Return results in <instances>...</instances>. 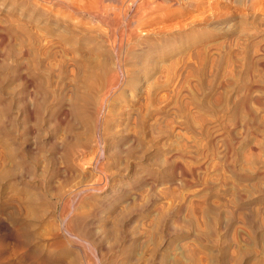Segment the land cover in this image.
Returning a JSON list of instances; mask_svg holds the SVG:
<instances>
[{"label":"rangeland","instance_id":"374dc122","mask_svg":"<svg viewBox=\"0 0 264 264\" xmlns=\"http://www.w3.org/2000/svg\"><path fill=\"white\" fill-rule=\"evenodd\" d=\"M149 1L151 3L148 0H102L108 10L110 6L112 11L114 8L117 11L121 5L130 9H124V16L119 14L120 18L118 14L111 16L110 11L109 20L106 18L103 24L91 22L97 31H104L105 26L108 34L113 31L115 35L117 31L120 35L136 7L151 11L147 14L151 21L139 30L133 47L127 49L123 43L119 55L127 53L129 63L139 69L132 76V82H136L140 91L149 87L147 92L152 100L142 102L141 113L144 118L154 114L155 119L152 129L141 126L139 129L137 106L131 107L123 101L129 86L124 85L120 91L117 90L121 87L109 89L106 96L112 107L108 109H115L110 112L114 114L126 107L130 116L124 120L113 118L108 126L114 131H119L120 127V135L132 136L130 138L140 131V142L129 150L122 145L119 157L110 152L108 170L103 172L91 161L82 166L84 175L77 177L74 171L65 170L63 162L60 164L59 155L64 146L62 142L76 138L77 131L86 127L89 131L84 129L82 135L93 133L91 136H95L93 124L99 123L100 118L97 121L92 110L91 121L82 114V102L73 101L80 92L86 94L82 79L76 77L81 72L90 74L87 73L91 71L90 64L97 59L110 61L113 66L106 64L115 67L111 41L105 39L99 50L100 42L97 44L95 40L97 50L91 51L93 61L89 53L90 59L86 58L83 49L75 55L79 64H87L84 72L68 65L70 70L67 68L66 73L61 74L57 55L47 59L34 54L15 57L10 51L9 36H0V108H3L0 109V249L5 243L11 248L9 257L13 263L99 264L98 255L104 253L103 259H99L108 262L112 256L111 264H145L144 250L155 244L152 247L156 246L157 256L161 257L166 237L169 264H264V0ZM19 2L24 4L20 0H0V16H9L13 9H24ZM111 17L119 20L114 19L117 24L111 22L117 26L110 23ZM82 20L84 23L87 19ZM121 20H125L124 23ZM79 53L84 55L78 56ZM12 59L18 60L20 72L17 73L21 76L12 72L15 64ZM36 59H44L43 63L47 64H43L42 69L44 66L47 71L40 70ZM31 63H35L36 68ZM73 69L78 70L76 79L72 76L76 74ZM43 76L49 83H44ZM167 77L169 94L162 103L153 102L154 94L166 86ZM45 95L52 96L51 100ZM126 99L135 101L134 96ZM68 104L75 105L76 109ZM75 113L78 116H74ZM117 122L120 126H116ZM85 124L93 126L94 130ZM61 138L65 140L61 142ZM53 144L60 153L55 152ZM53 152L55 157L58 154L55 166L49 158ZM199 206L205 208L204 212ZM76 212L86 221L82 231L90 246L64 232L67 227V231L77 233L74 228L69 229L68 223L71 214ZM64 217L67 222L62 220ZM108 224L117 232L127 228L138 233L139 243L136 241L130 249L120 247L122 243L106 232ZM140 246L144 250L139 249ZM108 247L117 252H111ZM121 248L126 250L122 256ZM155 264L163 263L157 260Z\"/></svg>","mask_w":264,"mask_h":264},{"label":"bare ground","instance_id":"6f19581e","mask_svg":"<svg viewBox=\"0 0 264 264\" xmlns=\"http://www.w3.org/2000/svg\"><path fill=\"white\" fill-rule=\"evenodd\" d=\"M21 2H24V4L20 3L24 9H13L10 13L9 16H4V15H1L3 17L0 16V36H3L5 34H7L9 36V38L12 41L11 44H12V47H11V50H10V47H9V50L11 51V53H13V55L16 57L18 55H27L29 56L30 54H34L36 57L38 56V58L41 59L42 56H45L44 59L46 58H50L51 56H55L57 55L59 61V72L58 73H61V74H65L66 72V69L68 67V65H72L71 68H78L79 72L86 70L84 69V67L86 68L87 64H82L81 63L79 64L77 61H76V58H75V55L80 52L82 49L84 51H86L85 55L87 59H90L89 55L93 52H91L92 50H97V49H94L95 45H94V42L96 40L95 43H99L100 44V47H97L98 49L99 48H102L101 46H103V42H105L106 40H109L111 41V43L109 44V46H111V49L110 50H113L114 52V58L112 59V61L115 60V67L114 68H111L109 65H111L110 61L108 63L109 65H107L104 61V59H97V61H94L92 64H90L91 68H90V72L87 71V73H90V74H86V73H82L79 75L77 74V71H76V74L72 75L74 76V79H78V78H81L82 79V83H84V86H85V90L86 93L85 95H82L81 92L80 94L76 95L75 96V99L73 100L74 102L78 103L79 101V104H81L82 102V107L80 108L81 111L83 112L82 114H84V116H87L92 120L91 118V111H95V118H97L96 120L98 121V118H100L99 120V123H96V124H93L95 126V130L93 128V126H90L88 125L89 127H92L93 130L95 131V136H91L89 133L90 136H88L87 134L86 135H82V131L86 128H83L81 131H79L81 134H79V132L77 131V137L76 138H71L70 139L72 140H67L65 142H62V140L64 138H61V142L63 143L64 146H62V152L59 156H61V163L60 164H63L65 165V167L67 169H65L66 171L67 170H70V171H74L76 173V176L78 175L79 177L81 175H84V170H83V165L85 164H88L89 162L91 163H94L95 165L97 164V167L99 168L98 170H100V172H103V171H106L108 170V165L110 163V152L111 154L114 152L115 155H117L118 157L122 154H120V150L122 149V145L123 147H127V149H131V147H134L135 144L139 143L140 141V131L136 132L133 136V138H130L132 136H125V135H120V127L119 128V131L116 130L114 131L112 127H109V121H112L113 122V118H120L123 120L126 118H128V116H130L129 112L127 113V110H126V107L121 109V110H118L116 113V117H114L115 115L110 112V110H115V109H108L109 106H111L112 104L110 103L109 100H107V96L106 94L109 92V89L111 88H118V87H121L119 88L117 91H120L122 90V87L124 85H126L127 89H128V94H124L126 97H124L123 95V101L129 105V106H134L135 108V105L137 106V109H136V114H137V122H138V127L140 129V126L141 128H147V129H152V125H153V120L155 119V115L154 114H151V115H145V118H144V115L141 113V111L143 112V104L142 102H148L147 99H149L150 97V93L147 92L148 88H146L147 90L146 91H140L138 89V87L136 86V82H132V76L134 77V75H136L138 72H139V69L137 68H134L130 63H129V58H127V53L124 55L123 53V56L121 57L119 55V52H120V48L122 46L123 43H125V45H127V49H128V46H129V49H131L133 46H132V43L134 40H136V38H138V36L140 35L139 34V30H141L142 28H144L145 26H147L149 24V21H151V19H148V13L151 12V11H144L143 9H141V7L143 6H140V9L138 7H136L137 9H134L133 10V15H131L132 17L130 19H128V22L126 23L125 27V31H123V29H121V32L120 35H119V32L117 33L116 31V34H118V36L120 37H117L116 38V34L114 35V32L112 31L111 35L108 34V29L105 30V26H104V31L102 30H95L92 26H93V22L92 21H97V22H101V24H103L102 22H105L106 21V18H107V21L109 20L107 17V13L109 14L110 11H112V8L109 6V10L106 8L107 5H102V0H20ZM121 1V0H120ZM152 1V0H151ZM111 2V1H110ZM150 1L148 0V3ZM115 3V2H114ZM151 3V2H150ZM118 4V3H117ZM123 4V3H122ZM155 6V5H154ZM151 7V5L149 6ZM111 9V10H110ZM115 9V8H114ZM113 9V11H114ZM125 8L123 7V5L119 6L118 7V13H116L117 11H112L113 14H111V16L113 15H117V18L120 16L119 14H122L124 16V13H125V10L127 11L128 9H130V7H126V9L124 10ZM147 9V8H146ZM145 9V10H146ZM108 10V11H107ZM116 10V9H115ZM129 11V10H128ZM153 12V11H152ZM111 13V12H110ZM132 14V12H131ZM110 15V14H109ZM127 15V14H126ZM130 16V15H128ZM121 17V16H120ZM119 17V18H120ZM126 17V16H125ZM80 19H87L84 23L83 20L80 21ZM110 19H115L114 17H111ZM122 19V18H121ZM125 19V18H124ZM111 20V22H117L115 20H118V19H115L114 21ZM119 21V20H118ZM122 21V20H121ZM125 21V20H123ZM122 21V22H123ZM92 22V23H91ZM96 22V23H97ZM85 23H90L92 25H85ZM108 24V22H106ZM111 23L113 24V26L117 23ZM121 23V22H120ZM119 23V24H120ZM124 23V22H123ZM105 25V24H104ZM109 25V24H108ZM107 26V25H106ZM117 26V25H115ZM114 26V27H115ZM121 26V25H120ZM112 26H109V28L111 29ZM124 27V28H125ZM112 30V29H111ZM118 30V29H117ZM143 30V29H142ZM147 30V29H146ZM110 31V30H109ZM119 31V30H118ZM125 32V33H124ZM124 33V35H123ZM6 35V37H7ZM111 36V37H110ZM110 37V38H109ZM3 38V37H1ZM7 39V38H6ZM106 39V40H105ZM134 39V40H133ZM93 43V44H92ZM107 44V45H108ZM9 46L10 43H8ZM124 45V46H125ZM105 46V45H104ZM109 48V47H108ZM105 49H106V46H105ZM104 49V50H105ZM100 50V49H99ZM104 50H101V51H104ZM108 50V49H107ZM123 50V49H122ZM125 52H126V49H124ZM95 52V51H94ZM97 52V51H96ZM95 52V53H96ZM105 52V51H104ZM112 51H110L111 53ZM113 52L111 54H113ZM122 52V51H121ZM10 53V54H11ZM82 53V52H81ZM89 53V55L87 54ZM94 53V54H95ZM109 53V52H107ZM33 55V57H34ZM82 54L79 53L78 56H80ZM84 55V54H83ZM82 55V56H83ZM98 55V54H97ZM100 55V54H99ZM109 55V54H108ZM107 55V56H108ZM81 56V57H82ZM91 58H92V61L94 60L93 58V55L91 54ZM13 58V56H11ZM25 57V56H24ZM35 57V58H36ZM79 57V58H81ZM95 58H97V56H94ZM109 57V56H108ZM124 57V58H123ZM20 58V56H19ZM31 59H33L32 57H30ZM28 58V59H30ZM34 58V59H35ZM53 58V57H52ZM85 58V57H83ZM85 58V59H86ZM99 58V57H98ZM102 58V57H101ZM21 59V58H20ZM30 59V61H31ZM44 59L41 60V61H38L37 64H39V66L41 65V69L40 70H43L45 67L43 66V69H42V65L43 64H47V63H43L44 62ZM13 60V59H12ZM27 61V58L23 60V62H26ZM77 60H79L77 58ZM102 60V61H100ZM14 61V71L12 70V72H15L17 73L18 71L20 72V70H18V60L16 62V59L13 60ZM34 61V60H32ZM48 61V60H47ZM53 61V60H52ZM83 61V60H82ZM86 61V60H84ZM83 61V62H84ZM91 62V60H89ZM108 61V59H107ZM21 62V61H20ZM88 62V61H86ZM29 63V61H28ZM27 63V64H28ZM32 64V63H31ZM35 64V63H34ZM33 65V67H35ZM24 65V64H23ZM22 65V67H23ZM30 65V64H28ZM58 65V64H57ZM56 65V67H57ZM12 66V67H13ZM27 66V65H26ZM89 66V64H88ZM113 66V64L111 65ZM20 67V66H19ZM20 68L21 70L23 68ZM28 67V66H27ZM47 67V66H46ZM53 67V66H52ZM26 68V67H25ZM30 68V67H29ZM36 68V67H35ZM55 68V67H54ZM89 68V67H88ZM87 68V70H88ZM13 69V68H12ZM28 69V68H27ZM34 69V68H33ZM32 69V71H33ZM38 69V70H39ZM46 71H47V68H45ZM24 70V69H23ZM22 70V72H23ZM29 70V69H28ZM27 71V70H26ZM35 71V70H34ZM45 71V70H44ZM43 71V72H44ZM57 71V70H56ZM11 72V71H10ZM37 72V71H36ZM41 72V71H40ZM49 72V71H48ZM47 72V73H48ZM73 72V71H72ZM15 73H12V74H15ZM27 73V72H25ZM24 73V74H25ZM75 73V72H73ZM19 74V73H17ZM23 74V73H22ZM37 74V73H35ZM40 75V73H38ZM85 74V75H84ZM27 75H30V74H27ZM58 75V74H57ZM76 75H79V77H76ZM17 76H21V74L17 75ZM31 76V75H30ZM34 76V75H33ZM41 76V75H40ZM71 76V75H70ZM71 76V77H72ZM15 77V75H14ZM13 77V79H14ZM23 77V76H22ZM27 77V76H25ZM38 77V76H37ZM44 77V76H43ZM18 77H16L17 79ZM20 78V77H19ZM33 78V77H32ZM73 78V77H72ZM71 78V79H72ZM168 79L166 80V86L162 89V91L160 92H156L154 94V97H152L154 100L153 102L157 103L159 100L160 103H162L163 101H165V96L169 94V77H167ZM24 79V78H23ZM42 79V78H41ZM72 79V81L74 80ZM137 79V78H136ZM26 80V78L24 79ZM23 80V81H24ZM31 80V78H30ZM33 80V79H32ZM38 80V78H37ZM36 80V81H37ZM43 80V79H42ZM41 80V81H42ZM46 78L44 77V83L47 82ZM80 80V79H79ZM78 80V81H79ZM35 81V79H34ZM40 81V79H39ZM38 81V83H39ZM43 81H42V84H43ZM75 81V80H74ZM27 82V80H26ZM64 82V81H63ZM77 82V80H76ZM75 82V83H76ZM49 83V82H47ZM53 83V82H52ZM81 83V82H80ZM79 83V84H80ZM81 83V84H82ZM103 83V84H102ZM31 84V83H30ZM72 84V83H71ZM78 84V85H79ZM80 84V85H81ZM38 86L40 84H37ZM45 85V84H44ZM46 85H49V84H46ZM66 85V84H65ZM76 85V84H74ZM77 85V86H78ZM41 86V85H40ZM43 86V85H42ZM41 86V87H42ZM76 86V87H77ZM45 87V86H43ZM50 87V86H49ZM56 87V86H55ZM66 87V86H65ZM74 86H72L73 88ZM81 87V86H79ZM142 87V86H141ZM54 88V87H53ZM71 88V90H72ZM82 88V87H81ZM84 88V87H83ZM4 89V88H3ZM64 89V88H63ZM75 89V88H74ZM78 89V88H77ZM144 89V88H143ZM153 89V88H152ZM39 90H40V87H39ZM42 90V88H41ZM45 89H43L44 91ZM49 90V89H48ZM65 90V89H64ZM80 90V89H79ZM81 90H84V89H81ZM125 90V89H124ZM139 90L140 92L137 93L136 91ZM1 91V90H0ZM47 91V90H46ZM45 91V92H46ZM50 91V90H49ZM62 91V90H61ZM149 91V90H148ZM151 91V90H150ZM32 92V91H31ZM41 92V91H39ZM66 92V91H65ZM76 92V90H75ZM3 93V92H1ZM5 93V92H4ZM3 93V94H4ZM49 93V92H48ZM59 93V92H58ZM61 93V92H60ZM79 93V92H78ZM83 93V92H82ZM123 93V92H122ZM154 93V92H153ZM43 94V93H42ZM42 94L40 96H42ZM51 94V91L49 93V95ZM62 94V93H61ZM109 94V93H108ZM138 94V95H137ZM48 95V96H49ZM52 95V94H51ZM56 95V94H55ZM64 95V94H63ZM73 95V94H72ZM111 95V94H110ZM4 96V95H3ZM47 95H45L44 97H46ZM47 96V97H48ZM53 96V95H52ZM51 96V98H52ZM58 96V95H57ZM68 96V95H66ZM128 96H134L135 100L134 102H130V101H127V97ZM151 96H152V93H151ZM28 97V96H27ZM43 97V98H44ZM71 95L69 96V99H70ZM74 97V96H72ZM12 98V97H11ZM42 98V97H41ZM42 98V99H43ZM50 97H48L49 99ZM50 98V100H51ZM54 98V97H53ZM64 98H65V95H64ZM63 98V99H64ZM68 97H66L67 99ZM114 98V97H113ZM46 99V102H47V98ZM59 99V98H58ZM62 99V100H63ZM69 99H67L69 101ZM61 100V101H62ZM151 100V98L149 99ZM43 103H44V100H42ZM41 101V103H42ZM60 101V100H59ZM67 101V102H68ZM152 101V100H151ZM1 102V101H0ZM45 102V103H46ZM49 102V101H48ZM41 103L39 104V106L41 105ZM42 103V104H43ZM44 103V104H45ZM69 103L71 104L72 102L69 101ZM76 103H74L76 105ZM114 103V102H113ZM43 104V105H44ZM68 104V105H70ZM73 104V105H74ZM77 104V105H79ZM117 104V102H116ZM115 104V105H116ZM145 104V103H144ZM74 107L76 109V107ZM156 106V104H154ZM38 106V107H39ZM114 106V105H113ZM118 106V105H117ZM120 106V105H119ZM128 106V107H129ZM1 107V106H0ZM42 107V106H41ZM45 107V105L43 106ZM71 107V105H70ZM71 107V109H72ZM78 107V106H77ZM107 107V108H106ZM112 107V106H111ZM127 107V108H128ZM130 107V108H131ZM164 107V106H163ZM40 108V107H39ZM38 108V109H39ZM58 108V107H57ZM93 108V109H92ZM115 108V107H114ZM145 108V107H144ZM0 109H3V108H0ZM30 109V108H29ZM45 109V108H44ZM68 109V108H67ZM43 110V108H42ZM51 110V109H50ZM62 110V109H61ZM69 110V109H68ZM78 112L80 111L79 109H77ZM76 110V112H77ZM138 110V112H137ZM70 111H73V110H70ZM69 111V112H70ZM80 111V112H81ZM129 111V110H128ZM31 112V111H30ZM47 112V111H46ZM133 113V112H132ZM150 113V112H149ZM154 113V112H153ZM76 115L74 116H78L77 113H75ZM81 114V116L83 117V115ZM134 114V113H133ZM43 115V114H42ZM71 116L73 114H70ZM93 115V114H92ZM66 116V115H65ZM100 116V117H99ZM132 116V115H131ZM0 117H1V111H0ZM86 117V118H87ZM65 118V117H64ZM63 118V119H64ZM147 118V119H146ZM60 119V118H59ZM74 119V117H73ZM78 119V118H77ZM85 119V117H84ZM88 119V118H87ZM86 119V120H87ZM94 119V118H93ZM115 119V120H117ZM136 119V118H135ZM75 120V119H74ZM73 120V122H75ZM79 120V119H78ZM81 120V119H80ZM94 119V121H96ZM122 120V121H123ZM1 121V119H0ZM82 121V120H81ZM127 121V120H126ZM60 122H63V121H60ZM77 122V121H76ZM89 122V121H88ZM80 124V121L78 122ZM86 123V122H85ZM90 123V122H89ZM93 123V122H92ZM111 123V122H110ZM126 123V122H124ZM31 124V123H30ZM43 124V123H41ZM82 124V123H81ZM88 124V123H87ZM91 124V123H90ZM112 124V123H111ZM62 125V124H61ZM86 125V124H85ZM92 125V124H91ZM123 125V124H122ZM0 126L1 125V122H0ZM87 126V125H86ZM87 126V127H88ZM116 126H120V123L117 122ZM31 127V126H30ZM71 127V126H69ZM79 127V125L77 126ZM123 127V126H122ZM34 128V127H33ZM116 127V129H118ZM65 129V128H64ZM115 129V128H114ZM122 129V128H121ZM71 130L70 128L68 129V131ZM89 131V129H87ZM124 130V129H123ZM33 131V130H32ZM61 131V130H60ZM86 131V129H85ZM86 131V132H88ZM73 133H75L73 131ZM84 133V131H83ZM122 133V132H121ZM45 134V133H44ZM58 134V133H57ZM85 134V133H84ZM133 134V133H132ZM59 136H62V135H59ZM74 136V135H73ZM54 137V136H53ZM65 140V139H64ZM63 140V141H64ZM59 142V141H57ZM60 142V143H61ZM56 143V142H55ZM60 143H58V145L60 146ZM126 144H128V146H126ZM52 146V144H49ZM54 145V144H53ZM56 145V144H55ZM54 145V147L56 148V146ZM57 145V146H58ZM189 145V144H187ZM58 146V147H59ZM43 147V146H42ZM53 147V149H54ZM50 148V146H49ZM48 148V149H49ZM61 148V147H60ZM29 149V148H28ZM47 149V151H48ZM126 149V148H125ZM124 149V150H125ZM128 149V150H129ZM188 149V148H187ZM45 150V149H44ZM55 150V149H54ZM60 150V149H59ZM60 150V151H61ZM123 150V151H124ZM46 151V152H47ZM50 151H53V150H50ZM57 151V148L55 150V152ZM127 150H125L124 152L126 153ZM186 151V150H185ZM123 152V153H124ZM128 152V151H127ZM130 152V151H129ZM178 152V151H177ZM187 152V151H186ZM185 152V153H186ZM52 152H50L49 154H51ZM57 153H60L59 151H57ZM56 153V154H57ZM113 153V154H114ZM190 153V152H189ZM193 153V152H192ZM195 153V152H194ZM55 153L53 152V154L51 155L50 158V163L52 161V163L54 162L53 166H55V162H56V157L54 155ZM120 154V155H119ZM183 154V153H182ZM127 156V155H126ZM175 156V155H174ZM177 156V155H176ZM187 156L188 155V152H187ZM122 158V157H121ZM115 159V158H114ZM196 159V158H195ZM103 160L104 162L101 163L100 161ZM197 160V159H196ZM43 161V160H42ZM48 163L49 161L46 160ZM58 161V160H57ZM114 161V160H113ZM117 161V160H115ZM120 161V160H119ZM59 162V161H58ZM63 162V163H62ZM47 164V163H46ZM45 164V165H46ZM44 165V164H43ZM63 165V166H64ZM50 166V165H49ZM52 166V167H53ZM62 166V167H63ZM83 166V167H82ZM87 166V165H86ZM90 166V165H89ZM177 166V165H176ZM96 167V166H93V168ZM96 167V168H97ZM179 167V166H178ZM64 168V167H63ZM91 168V167H90ZM95 168V169H96ZM55 169V168H54ZM73 172V174H74ZM4 173L7 175L6 171H4ZM4 173L2 172L3 176L2 177H5L4 176ZM1 174V175H2ZM72 174V173H71ZM105 175V172L103 173ZM103 175V176H104ZM75 176V174L73 175ZM77 176V177H78ZM1 177V176H0ZM98 177V176H97ZM2 179V178H1ZM143 186V185H142ZM88 189V188H87ZM84 190V189H83ZM82 190V191H83ZM234 190V189H233ZM81 192V191H79ZM124 193V192H123ZM126 195V194H125ZM120 196V195H119ZM118 196V198H119ZM123 196V195H122ZM127 196V195H126ZM130 196V195H129ZM236 196V195H235ZM14 197V196H13ZM235 198V197H234ZM16 199V198H15ZM237 199V198H236ZM13 200V199H11ZM118 200V199H117ZM129 200V199H128ZM234 200V199H233ZM238 200V199H237ZM249 200V199H248ZM115 201V200H114ZM130 201V200H129ZM111 202V201H109ZM123 202V201H122ZM133 202V201H132ZM131 202V203H132ZM201 203V202H200ZM27 205V203H25ZM235 205V204H234ZM245 205V204H244ZM204 206V205H203ZM31 207V206H30ZM107 207V206H106ZM111 207V206H110ZM200 207V206H199ZM198 207V208H199ZM206 207V206H204ZM243 207V206H242ZM27 208V207H25ZM24 208V209H25ZM105 208V207H104ZM120 208V207H119ZM123 208V207H122ZM201 208V207H200ZM108 209V208H107ZM205 209V208H203ZM201 208V210H203ZM209 209V208H207ZM110 210V209H109ZM154 210V209H153ZM24 211H27V210H24ZM162 211V210H161ZM227 211V210H226ZM192 212V211H191ZM204 212V210H203ZM200 213V212H199ZM225 213V211H224ZM23 214V213H22ZM21 214V215H22ZM68 214H70V211H68ZM79 213H72L71 216H70V219H69V229L71 228H74L75 231L77 230V233H81L80 235L79 234H75L73 232H71L70 230L67 231L68 229H66L65 227V230L64 231L65 233L67 232V234L69 233L71 236H76V238H78L79 240L83 241V242H86L89 246H90V241H88L85 237V233L82 231L83 230V227H86V221L84 219L83 216H80L78 215ZM132 214V213H131ZM152 214V213H151ZM206 214V213H205ZM218 214V213H217ZM204 215V214H203ZM225 215V214H224ZM153 216V215H152ZM150 218V217H149ZM101 219V218H100ZM27 220V219H26ZM62 220H65L66 221V218L64 217V219ZM147 220V219H146ZM215 220V219H214ZM29 221V220H28ZM206 221V220H205ZM204 221V222H205ZM67 222V221H66ZM165 222V221H164ZM196 222V221H195ZM20 223V222H19ZM24 223V222H23ZM28 223V222H27ZM26 223V224H27ZM217 223V222H216ZM110 224V223H109ZM109 224L108 226L105 225L106 227V232H109L111 237L116 239L117 241H119L118 243H122V246L120 247H132L133 245L136 244V241L139 240V238L137 237L138 233L136 234V232H133L132 230H127V228H125V230H122L120 232H117L115 231L114 229L110 228L109 227ZM128 224V222H127ZM197 224V223H196ZM22 225V224H21ZM25 225V224H23ZM22 225V226H23ZM62 225V224H61ZM65 225V224H64ZM144 225V224H143ZM147 225V224H146ZM145 225V226H146ZM150 225V224H149ZM204 225V223H203ZM208 225V224H206ZM28 226V225H27ZM103 226V225H102ZM216 226V225H215ZM21 227V226H20ZM101 228V227H100ZM142 228V227H141ZM144 228V227H143ZM150 228V227H149ZM167 228V227H166ZM6 229V228H5ZM23 229H26V228H23ZM63 229V228H62ZM139 229V228H138ZM73 230V229H72ZM148 230V229H147ZM166 230V229H165ZM74 231V232H75ZM132 231V232H130ZM169 231V230H167ZM207 231V229H206ZM27 232V231H26ZM63 232V233H64ZM149 233V232H148ZM151 233V232H150ZM159 233V232H158ZM106 234V233H105ZM147 234V233H146ZM209 234V232H208ZM27 235V234H26ZM29 235V234H28ZM144 235V234H143ZM148 235V234H147ZM150 235V234H149ZM145 236V235H144ZM153 235L151 234V237ZM142 237V236H141ZM149 237V236H148ZM2 238V237H1ZM4 238V237H3ZM142 239V238H141ZM151 239V238H148V240ZM152 239H154L152 237ZM151 239V240H152ZM4 240V239H3ZM143 240V239H142ZM145 240V239H144ZM147 240V242H148ZM54 241V240H53ZM3 242V241H1ZM56 242V240H55ZM58 242V241H57ZM138 242V241H137ZM145 242V241H144ZM61 243V242H60ZM139 243V242H138ZM2 244V243H1ZM0 244V245H1ZM56 244V243H55ZM142 244V243H141ZM148 244V243H146ZM145 244V245H146ZM149 244L152 245V243L149 242ZM26 245V244H25ZM54 245V244H53ZM119 245V244H118ZM143 245L145 248L146 246ZM155 245V244H153ZM152 245V246H153ZM52 246V245H51ZM56 246V245H55ZM143 246L141 248V246L139 247V249L141 248L142 250L143 249ZM149 246V245H148ZM150 247V248H146L143 252L145 253V255H147V257L145 258L146 262L145 264H155V262L160 261L162 262L163 264H169L170 261L169 260V239L164 237V240H163V252H162V256H157L159 254H157V250L156 249V246L154 247ZM50 247V246H49ZM38 248V247H37ZM35 249V250H38V249ZM133 248V247H132ZM135 248V247H134ZM11 249V248H10ZM8 248V246L6 245L5 243V247L2 246V248L0 249V264H15L13 263L11 260H10V250ZM107 249L109 250H113V249H110V247H108ZM106 249V250H107ZM122 249V248H121ZM127 249V248H126ZM130 249V248H129ZM13 250V249H12ZM95 250V249H94ZM108 250V251H109ZM132 250V249H131ZM33 251V250H32ZM123 251V249H122ZM141 251V250H140ZM36 252V251H35ZM40 252V251H39ZM97 252V251H96ZM107 252V251H106ZM110 252V251H109ZM111 252H117V251H111ZM125 251L122 252V254H120L121 256L123 255V253H125ZM131 253V251L128 252V254ZM141 253V252H140ZM159 253V252H158ZM104 254V253H102ZM98 255L100 256L101 258L104 257V255ZM107 254H109L107 252ZM112 254V253H110ZM116 254V253H115ZM13 255V254H12ZM53 255V254H52ZM73 255V254H72ZM125 255V254H124ZM161 255V254H160ZM20 256V255H19ZM41 256V255H40ZM48 256V255H47ZM59 256V255H58ZM107 256V255H106ZM53 257V256H51ZM55 257V256H54ZM60 257V256H59ZM99 257V258H100ZM116 257V256H115ZM65 258V257H64ZM63 258V259H64ZM72 258V257H71ZM97 258L98 260V263L99 264H111L112 262V256H110V261L106 262L102 259H99ZM124 258V257H123ZM127 259H129L128 256H126ZM143 258V257H142ZM141 258V259H142ZM43 259V258H42ZM49 259V258H48ZM68 259V258H67ZM74 259V258H73ZM107 259V258H106ZM109 259V258H108ZM125 259V258H124ZM45 260V259H44ZM51 260V259H50ZM49 260V261H50ZM55 260V259H54ZM72 260V259H70ZM76 260V259H75ZM114 260V259H113ZM41 261V260H40ZM47 261V260H46ZM61 261V260H60ZM67 263L65 264H78L77 261H66ZM55 263V262H54ZM53 263V264H54ZM114 263V262H113ZM58 264V263H57Z\"/></svg>","mask_w":264,"mask_h":264}]
</instances>
